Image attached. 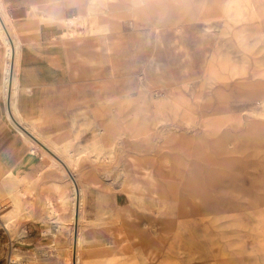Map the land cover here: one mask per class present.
Wrapping results in <instances>:
<instances>
[{
	"label": "rangeland",
	"instance_id": "obj_1",
	"mask_svg": "<svg viewBox=\"0 0 264 264\" xmlns=\"http://www.w3.org/2000/svg\"><path fill=\"white\" fill-rule=\"evenodd\" d=\"M54 1L64 0L36 9ZM136 3L65 0L59 18L39 17L61 24L63 38L84 39L83 54L101 62L85 59L82 110V83L68 79L67 125L38 124L45 137L65 133L76 194L34 145L60 184L38 215L35 191L16 192L29 203L23 214L15 201L4 205L13 264L59 257L55 244L40 254L21 247L27 217L66 231L64 264L73 253L79 264H264V0ZM149 179L159 193L141 189ZM9 183L0 199L13 194ZM169 220L184 226L187 261L162 234ZM99 241L107 245L81 249Z\"/></svg>",
	"mask_w": 264,
	"mask_h": 264
},
{
	"label": "crops",
	"instance_id": "obj_2",
	"mask_svg": "<svg viewBox=\"0 0 264 264\" xmlns=\"http://www.w3.org/2000/svg\"><path fill=\"white\" fill-rule=\"evenodd\" d=\"M41 3V0H0L3 14L10 25L14 39L16 38L18 43L15 55V49H12L15 48L14 42L9 33L4 30L12 49L8 82L10 86L12 74L17 77L18 84L16 88L19 90L20 103H16V105L19 107L28 130L44 146L40 144L42 151L51 153V155L55 154L62 160L65 157L62 150H67L65 146L69 143L67 138H63L65 133L58 131L50 137H45L42 135L41 126L38 124L42 122L53 126L67 125L66 109L67 105L70 104L67 101L69 78L73 82L78 80L82 83V95L79 99V105L80 110L83 109L85 59L90 61L88 57L93 56L94 63H100L101 60L92 53L83 54L84 39L76 36L71 37V35H67L68 38H63L64 27L61 24L57 22L42 23L39 20V17L59 18L62 14H65V10L62 13L65 0L45 4L43 11L36 9ZM0 18L3 20L2 17ZM1 24L3 26V23ZM0 37V191L4 187L9 188V184L11 185L9 183L11 180L5 177V173L9 169L15 171V215L23 214L29 204L23 200L26 196L16 194L19 190L26 192V194L27 192H36L34 204L37 203L36 214L38 215L45 196H52L50 188L54 184H60V182L57 178L52 179V170H42L48 166V163L42 159L45 156L37 151L35 147L34 153L29 152L31 141L23 139L16 133L14 126L8 122L3 113L5 107L8 108L4 81L6 45L2 40L3 37L1 35ZM67 40L69 45H66ZM14 97L15 93L12 96L15 100ZM57 99L59 102H57ZM55 175H57L56 172ZM12 181L14 182V180ZM31 194L33 198L34 194ZM2 199L3 197L0 200ZM26 212L29 213V209ZM53 221L51 218L44 219V221L29 217L23 219L25 233L19 237L23 249H31L36 252L39 249L38 254L43 249L48 250L49 244H55L59 249L58 260H44L36 264H64L68 237L66 231H62ZM45 228H49L50 233L44 234L43 229ZM4 241L5 237L0 233V264H3ZM106 242L99 241L92 245L87 244L81 249L83 251L94 249L97 246L96 244L99 243L105 246L107 245Z\"/></svg>",
	"mask_w": 264,
	"mask_h": 264
},
{
	"label": "bare ground",
	"instance_id": "obj_3",
	"mask_svg": "<svg viewBox=\"0 0 264 264\" xmlns=\"http://www.w3.org/2000/svg\"><path fill=\"white\" fill-rule=\"evenodd\" d=\"M132 2V4L134 5L137 1L139 0H130ZM139 3V2H138ZM137 4V3H136ZM0 17H2V23L7 27L8 29V33H9V36L10 38L13 40L14 42V46L15 48L13 47L12 49H15V55H16V52H17V48H18V43H17V40L16 38L14 39V35L11 31V28H10V25L5 17V15L3 14V11H2V7L0 5ZM9 20V19H8ZM0 35L3 37L2 40H4V43L6 45V62H5V66H4V73H5V76H4V81H5V95L7 93V101H8V108L7 106L5 107V110H4V115L6 117V119L8 120V122H10L11 125L14 126V129L16 131V133H18L23 139H28L31 141V150L29 151L30 153H34V145L35 146H38L41 148L40 146V142L31 134V132L28 130L27 128V125H26V122L25 120L23 119L20 111H19V107L16 105L15 103V100L12 98V96L14 95L15 93V89H16V86L18 84V81H17V77H14L13 74H12V82H11V93H10V86H9V82H8V78H9V72L11 70V63H10V59H11V45H10V42H9V39L4 31V28L0 22ZM16 35V34H15ZM1 38V37H0ZM18 38V37H17ZM20 41V40H19ZM2 43V44H4ZM23 43V42H21ZM12 60V59H11ZM18 64V63H17ZM17 68V67H16ZM7 85H8V88H7ZM4 88V87H3ZM9 96H10V102H9ZM16 97V96H15ZM14 97V98H15ZM9 103H10V106H9ZM10 107V108H9ZM30 122V121H29ZM37 141H35V140ZM42 145V144H41ZM43 146V145H42ZM44 147V146H43ZM59 148V147H58ZM57 149V148H56ZM60 152V151H59ZM70 152V151H69ZM44 153V152H42ZM53 154V153H52ZM46 156H51L53 158L54 161H56L60 167L66 172L67 176H68V179H69V182L71 184V187H72V190H73V194L75 196L76 194V190H75V184L73 182V179L75 180V176L73 175V173L70 171V169L67 167V163L64 162V160L58 158L55 154H53L55 157H53V155H51V153H45ZM70 155V154H69ZM67 165H66V164ZM142 166V170H147L148 167L145 166L144 164L141 165ZM5 177L9 178L10 180H14V184H15V171H12L11 169H9L6 173H5ZM152 178V177H151ZM155 181L149 179L148 181H145V183H139V186L141 187V189H147V186H149L152 191H156L159 193V190H158V186L157 184L154 183ZM157 183V181H156ZM11 187V186H10ZM13 194L12 195H7L5 197H3L2 200H0V203L1 205H5L6 202H12V201H15V187L14 189L12 190ZM8 194V193H7ZM76 201V200H75ZM80 203V202H79ZM15 205V204H14ZM4 209V208H3ZM12 213V212H11ZM15 213V212H14ZM8 214V213H7ZM3 216V215H2ZM7 216V215H6ZM13 215H11L12 217ZM2 218V217H1ZM10 220V218H9ZM9 220H3L4 222H2V225L5 226L6 228H8L10 225H8L10 223ZM62 223V222H61ZM176 223L177 226H174L173 224ZM75 224V223H74ZM168 227L171 229L169 230ZM75 228H76V224H75ZM179 228H182L184 229V226H180L179 223H177L176 221H172V220H169L165 223L164 227L162 225V234H164L166 232V237L168 239L167 243H168V246L174 251V253L176 255H180V254H183L184 257L182 258L183 260L187 261L190 257L189 255V252L187 250V244H188V241L186 240L185 243H183V239H181V234L179 233ZM46 229V228H45ZM168 229V230H167ZM173 229V230H172ZM75 230V229H74ZM74 239V238H73ZM74 245V244H73ZM72 246V245H71ZM150 248V247H149ZM152 249V248H151ZM72 248H70V257L72 258ZM147 251V250H146ZM152 251V250H151ZM149 253V252H148ZM18 253H17V247L15 246V248L13 249V252H12V258L15 259V261L17 262L18 261ZM152 257V256H151ZM150 257V258H151ZM152 259V258H151ZM21 260H24L23 258ZM26 260V259H25ZM20 261V260H19ZM73 261H74V264H79V260H78V257L75 253V257H74V253H73ZM21 262V261H20ZM18 263V262H17ZM30 264V263H29ZM70 264H73L72 260H70ZM104 264V263H103Z\"/></svg>",
	"mask_w": 264,
	"mask_h": 264
},
{
	"label": "built area",
	"instance_id": "obj_4",
	"mask_svg": "<svg viewBox=\"0 0 264 264\" xmlns=\"http://www.w3.org/2000/svg\"><path fill=\"white\" fill-rule=\"evenodd\" d=\"M0 22L2 23V20L0 18ZM4 30L8 32L7 27L3 24ZM4 206L0 203V216L3 211ZM0 233H2L5 237L4 241V254H3V264H13L12 261V252L16 245V239L14 236L11 235L8 228L0 224Z\"/></svg>",
	"mask_w": 264,
	"mask_h": 264
}]
</instances>
